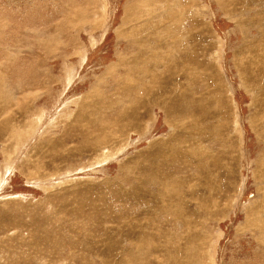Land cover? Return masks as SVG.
<instances>
[{
	"label": "rangeland",
	"instance_id": "1",
	"mask_svg": "<svg viewBox=\"0 0 264 264\" xmlns=\"http://www.w3.org/2000/svg\"><path fill=\"white\" fill-rule=\"evenodd\" d=\"M0 264H264V0H0Z\"/></svg>",
	"mask_w": 264,
	"mask_h": 264
},
{
	"label": "bare ground",
	"instance_id": "2",
	"mask_svg": "<svg viewBox=\"0 0 264 264\" xmlns=\"http://www.w3.org/2000/svg\"><path fill=\"white\" fill-rule=\"evenodd\" d=\"M189 141L192 142L191 137H190ZM192 144H193V143H192ZM193 148H194V147H193ZM203 154H204V153H203ZM193 159H195V160L197 159V157L195 156V152H194V158H193ZM198 160H199V158H198ZM195 164H196V163H195ZM161 183H162V182L160 181L159 184H160V185H164V184H161ZM174 189H175V188H174ZM159 193H160V192H159ZM150 204H151V203H150ZM165 209H166V208H165ZM163 210H164V209H163Z\"/></svg>",
	"mask_w": 264,
	"mask_h": 264
}]
</instances>
